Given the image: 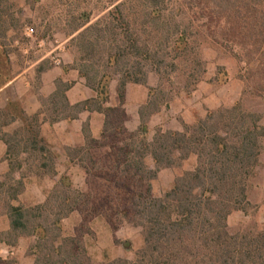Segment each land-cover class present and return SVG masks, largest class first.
<instances>
[{
  "label": "trees",
  "instance_id": "16d2710c",
  "mask_svg": "<svg viewBox=\"0 0 264 264\" xmlns=\"http://www.w3.org/2000/svg\"><path fill=\"white\" fill-rule=\"evenodd\" d=\"M18 28L17 15L0 8V89L16 75L5 41ZM196 36L243 66L240 80L246 95L264 99V0H182L177 8L170 0H119L94 23L89 15L83 17L69 37L82 55L74 69L94 98L70 106L66 93L72 84L58 81L54 95L41 100L38 115L28 118L19 102L11 100L0 110V141L10 168L0 179V204L10 226L0 234V244L15 247L26 239L34 264H95L82 241L84 228L101 218L115 233L119 226L112 221L120 218L141 230L143 248L134 262L115 259L102 264H264V231L232 235L227 224L231 214H246L250 208L248 185L259 167L264 140L260 116L236 103L206 112L193 125L182 124L181 132L159 128L150 142L149 121L160 109L147 102L139 110L138 129L125 128L128 85L146 86L150 75L161 84L163 74L178 71L179 60L191 67L189 78L195 85L198 76L205 75L193 47ZM213 81L223 86L225 72L218 70ZM113 82L119 99L114 108L107 106ZM82 112L104 117L100 140L89 142L102 156L83 149L71 156L88 175L126 191L122 208L120 198H93L75 190L66 177L43 205L12 206L30 178L56 179L57 162L41 138V126L71 122ZM17 120L24 124L21 130L2 132ZM192 158L193 170L178 174L162 197L154 195L152 184L161 171L180 169ZM84 159L92 169L100 164L101 170L91 173ZM73 214L81 225L76 235L68 236L63 222Z\"/></svg>",
  "mask_w": 264,
  "mask_h": 264
},
{
  "label": "rangeland",
  "instance_id": "374dc122",
  "mask_svg": "<svg viewBox=\"0 0 264 264\" xmlns=\"http://www.w3.org/2000/svg\"><path fill=\"white\" fill-rule=\"evenodd\" d=\"M117 1L119 0H2L0 8L19 18V28L9 33L5 41L7 50L10 52L13 74L26 67L29 61L49 52H53L47 59L49 67L54 66L56 59L60 61L67 59L72 62L71 69H74L82 55L71 42L73 37H69L70 34L81 24L84 16L89 15L94 23L111 10V6ZM170 1L176 8L182 2V0ZM192 26L193 31H198L195 30V25ZM26 30L31 32L30 37L25 36ZM193 40L196 55L202 63L200 70L206 72L203 75L200 71L196 85L189 78L191 67L179 60L177 61L178 71L173 74H163L161 84L150 75L147 85L141 86V90L147 94L146 103L157 104L160 109L159 114L155 115V120L158 121L160 118L165 120L166 127L161 129L176 132L174 130L180 128L182 131V124L193 125L198 119L205 117L206 112L230 109L236 103H240L244 112L260 116V125L264 128V99L246 95V86L240 80L244 67L223 49L214 47L211 43H203L197 36ZM220 69L225 72L227 78L223 86H218L213 81ZM114 84L117 85L116 82ZM149 90H153L150 95ZM124 112L126 123L128 117L125 109ZM157 129H154V135ZM151 132L149 131V134L153 133ZM99 154L96 158L102 156ZM82 164L90 168L91 173L101 170L100 164L95 167L96 169H92L86 159ZM195 164L196 161L192 158L182 164L180 169L163 173L162 177L152 184L154 195L162 197L170 189L175 177L184 171L193 170ZM103 170L107 172L106 169ZM84 193H91L96 199L108 195L115 200L120 198L121 202H118L120 208L126 199L125 190L117 189L102 179L93 178L90 175L86 179ZM248 201L250 208L246 214L235 212L228 218L230 234L264 231V140L261 142L259 167L248 185ZM112 222L119 226L115 233L101 218L93 220L84 228L82 241L88 256L95 264L115 259L134 262L137 253L143 248L141 230L122 223L120 218H115ZM80 225L81 220L78 215H71L63 222L64 234L76 235ZM114 239L124 243L129 249L125 250L116 245ZM29 245L28 242L23 241L22 252L20 251L14 258L0 259V264H17L20 257L29 256ZM29 261L34 264L31 257Z\"/></svg>",
  "mask_w": 264,
  "mask_h": 264
},
{
  "label": "crops",
  "instance_id": "0c3cea01",
  "mask_svg": "<svg viewBox=\"0 0 264 264\" xmlns=\"http://www.w3.org/2000/svg\"><path fill=\"white\" fill-rule=\"evenodd\" d=\"M52 53L41 54L34 60L29 61L26 67L16 73L10 83L0 89V110H4L8 100H11L19 102L28 118L38 115L43 110L41 100H46L54 95L58 81L72 84L66 93L70 106L94 98L95 95L88 88L85 80L79 77L75 69H71L72 62L70 60H59L58 64L54 62L53 67L48 66L47 59ZM69 66L70 68H68ZM116 86L114 82L110 85L108 107L114 108L119 105ZM141 89V86L133 85H128L126 89L124 109L126 110L128 122L126 121L125 128L129 132H135L138 129L140 125L139 110L147 101V94ZM103 124L104 117L94 112H82L71 122L44 123L40 128V135L56 159V179L52 180L46 177L42 181H37L30 178L25 184L23 193L17 197L16 201H11L10 204L14 207L20 206L24 208L43 205L49 192L54 189L62 177L68 178L74 189L84 192L88 174L80 165L78 159L71 156V153L83 149L85 153L87 151L91 156H97L100 151H97L95 147L90 148L89 142L100 140ZM23 127L24 124L17 120L15 123L4 127L2 132L10 135ZM165 127L163 118L156 121L155 116H153L149 121V131L153 133L149 134L148 141H152L154 129H165ZM174 131L181 132V129L176 128ZM9 169V164L6 160V147L0 141V179H3L9 173ZM167 171L169 170L161 171L158 179ZM9 228V220L5 215L3 205L0 204V234L6 233ZM23 241L28 242L26 239H20L15 247L0 244V259L14 258L21 251ZM17 261V264H32L29 261V256L23 255Z\"/></svg>",
  "mask_w": 264,
  "mask_h": 264
},
{
  "label": "built area",
  "instance_id": "2783aa9c",
  "mask_svg": "<svg viewBox=\"0 0 264 264\" xmlns=\"http://www.w3.org/2000/svg\"><path fill=\"white\" fill-rule=\"evenodd\" d=\"M30 35H31V32H30L29 30H26V34H25V36H26V37H30ZM54 62H55V64H58V63H59V60L56 59Z\"/></svg>",
  "mask_w": 264,
  "mask_h": 264
}]
</instances>
